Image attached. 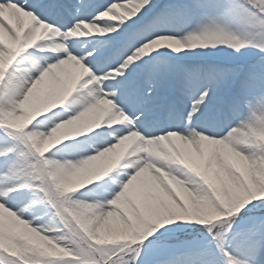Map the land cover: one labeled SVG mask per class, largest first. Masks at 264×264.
Wrapping results in <instances>:
<instances>
[{
    "label": "clouds",
    "instance_id": "9594fccd",
    "mask_svg": "<svg viewBox=\"0 0 264 264\" xmlns=\"http://www.w3.org/2000/svg\"><path fill=\"white\" fill-rule=\"evenodd\" d=\"M122 15V5H113L111 9L100 13L101 18L108 19H117ZM29 18L32 24L26 35L30 36L39 29L40 39L24 47L7 66L6 74L0 75V91H3L0 109L24 115L25 123L22 128L8 127L34 142L35 146L31 147L39 171L27 178L34 191L22 200L19 211H10L3 204H0V211L19 221L26 233L55 242L65 252L79 256L82 246L91 251L100 247V244L92 240L91 235L82 227L80 218L70 214L67 208L87 206L92 209L91 215L103 217L114 210L113 201L119 199L128 185L145 169L161 178V183L171 197L167 205L173 209L175 205L185 208L184 201L169 187L164 175L188 194L193 201L194 210L219 211L210 198L203 194L204 186L212 190L217 203L226 208L229 214L239 210V205L226 192V200L222 203L205 177L195 172L182 159L171 154L151 155L142 148L145 143H149L164 151L165 142L171 143L179 138L197 147L202 143L231 145L237 155L253 159L250 151H255V147L238 145L232 139L240 131L238 127L220 137L205 131H198L194 136L179 131L149 135L148 131L131 126L132 117L114 98L116 89L110 83L122 74L120 70L97 72L88 62L94 50L84 52L83 45L80 51L72 50L74 39L97 33L92 32L90 26L104 29L101 34L111 30L109 26L78 21L72 28L64 30L38 14L33 13ZM56 45H59L58 50H46ZM37 52L41 55H37ZM69 59L78 63L82 69L83 74L76 86L50 95L39 103H33L41 85ZM27 105H31L28 110ZM125 128L128 130L125 131ZM125 147L127 151L122 153L120 159L113 160L114 155L121 153ZM259 159H264V156ZM124 175L127 179L122 181V186L114 195L109 194L108 199H100L96 189L92 187L108 178ZM255 195L256 198L260 197L258 193ZM172 201H175V205ZM225 203L228 207H225ZM177 214L179 213L175 211L160 213L152 219L141 218L128 240L105 246L112 249L109 260H114L115 264H143L138 249L153 235L154 229L163 225L166 220L170 222L171 217ZM26 216L30 218H25ZM10 238L21 248H29L37 254L42 251L21 235ZM0 251L17 257L7 248H0ZM57 264H83V260L66 259ZM157 264L165 262L158 261Z\"/></svg>",
    "mask_w": 264,
    "mask_h": 264
},
{
    "label": "snow or ice",
    "instance_id": "6c2138e0",
    "mask_svg": "<svg viewBox=\"0 0 264 264\" xmlns=\"http://www.w3.org/2000/svg\"><path fill=\"white\" fill-rule=\"evenodd\" d=\"M113 5H122L123 15L117 19L101 18L100 13L111 9ZM197 6L206 10L204 22L185 35L165 32L160 28L162 17L180 10L161 9L156 15L149 16L155 7L152 0H105L102 4H95L93 0H80L77 7L87 12V15L76 16L74 23H64L46 14V9L65 7L57 0H0V24L15 34L13 24L35 13L64 30L72 28L78 21L109 26L111 30L106 33L111 35L74 39L72 50L80 51L81 45H83L82 51L84 52L94 50L88 62L97 72L107 73L114 69L120 70L122 74L110 82L116 89L114 98L127 112V108L120 102L121 95L127 94L136 102L141 103L143 106L140 109L128 113L132 117L131 126L147 131L143 128L142 122L148 118L152 100L170 82V76L161 75L153 68L147 74L150 81L148 86L142 91L138 85L132 86L128 77L134 69L145 63V54L163 47L180 52L185 48L194 49L197 45L209 43H226L232 45L235 50H240L246 43L256 42L257 46L264 51V0H197ZM257 37H259L258 41ZM162 40L175 41L176 46L171 47L167 44L154 46ZM36 54L41 55L39 52ZM238 75L237 69L220 65L189 70L188 78L182 79L179 84L181 91H186L191 87L195 88V94L185 118L186 123L183 126L163 129L161 132L179 131L194 136L198 131H205L213 136L222 137L234 127H238L240 131L247 132L251 136L253 129L264 127V77H261L259 84L256 85L245 76L241 80L238 91L227 95L226 88ZM213 100H217L220 104L217 115L237 117L235 123L219 119L215 123L210 122L207 126L198 123L201 118L210 121L213 119L211 115L205 116V109ZM242 109L247 110L246 115H241ZM148 134L156 133L148 131ZM253 143H256L254 138ZM250 155L253 160L264 156V144L256 143L255 151H250ZM0 158H3V165L0 166V204L10 211L17 212L22 202L21 196L26 198L34 191L25 175L30 163L35 161L34 152L24 134L0 124ZM222 167L223 172L217 175V180L224 191L239 205V210L229 214L226 208L217 203L212 190L204 186L203 194L210 198L219 210V215L208 223L196 221L202 226L201 231L207 239L183 264H264V195L256 198V192L249 186L244 175L232 164L222 162ZM125 179H127L126 175L108 178L92 187L96 189L100 199H108L110 196L106 193L114 195ZM229 182L232 185L231 191L228 190ZM256 184L257 191L264 192V181L257 180ZM130 187L131 184L124 193ZM117 201L118 199L114 200L113 204ZM156 211L158 215L172 213L176 210L167 204H162ZM250 214L254 216V219L246 221ZM173 221L194 220L171 219L170 222L163 223L170 227L163 228L159 233L160 236L195 227V225L185 223L173 224ZM158 228L154 229V233ZM157 239H159L158 236L151 240L148 239L147 244L138 249V253L143 255L145 249ZM111 251L112 249L107 247H97L91 251L85 247L81 249V255L85 257L83 264H115L114 260H109ZM0 259L4 261V264H23L19 258L11 257L2 251H0ZM169 264H177V262L170 261Z\"/></svg>",
    "mask_w": 264,
    "mask_h": 264
},
{
    "label": "rangeland",
    "instance_id": "374dc122",
    "mask_svg": "<svg viewBox=\"0 0 264 264\" xmlns=\"http://www.w3.org/2000/svg\"><path fill=\"white\" fill-rule=\"evenodd\" d=\"M152 3L155 5V7L153 8L152 12L149 13V16L156 15L161 9L180 10L174 11V14L164 16L160 19V28L165 32L185 35L187 33H191L197 28L199 24L204 22V14L206 10L200 9L197 6V0H152ZM49 9L45 11H48ZM24 20L21 21L22 26L24 25ZM22 26L20 27L23 28ZM164 26L167 28H164ZM29 28L30 27L26 28V30H23V38L26 36H35V33L31 34L30 36L26 35ZM256 39L258 41L259 37ZM146 55L147 56H144V60L150 61V64H147L144 67L147 68L148 71L155 68L161 75L170 76V82L166 84L165 87L158 93V95L160 94V96L164 97L165 99L171 97L167 103H176L174 100L175 93H177V95H180L181 93L174 87H179L180 81L182 79L186 80L188 78L189 70L191 69H204L214 65L229 66L237 69L239 75L236 79L229 83L228 87L226 88L227 95L228 93L233 94L238 91L241 80L245 76L249 77L251 82L256 85L259 84L260 78L264 77V51H262L257 46L256 42L246 43L239 51H236L230 44L209 43L207 45H197V47L194 49L186 48L185 54H180L175 50L166 51V53L164 51L156 52L153 50L151 53H147ZM149 57H153V59H149ZM64 66H66V64H64ZM60 73V69H58L52 76L60 77L61 81L65 80L63 77H61ZM147 74L145 76L141 75L140 80L142 81L144 79L143 82L135 84V86L138 85L140 87L141 91L145 87L144 83L149 84L150 82ZM43 87L47 90H54V84H52L49 80H46L40 88ZM171 90L172 96H170V94H166V92H171ZM190 90L194 95L195 88L191 87ZM9 91H12V89L9 88ZM2 96L3 91H0V98H2ZM46 98H48V96H46L44 93L42 95L40 92L33 103H39ZM127 100L128 102H126ZM120 102H122L125 107H127V104L132 106L135 111L138 110L141 105V103L136 102L132 98H124V95H121ZM188 103L191 105V99L188 100ZM30 107L31 105H27L26 110H28ZM219 109V102L217 100H213L208 108L205 109V115L206 113L212 112L213 110V118L223 116V114L217 115L218 113L216 111H219ZM246 113L247 110L242 109L241 115H246ZM185 118L186 116L181 114L179 119L180 126H183L186 123ZM229 119L232 123H235L237 117L232 116ZM24 123V115H18L15 112L0 109V124L19 129L24 126ZM176 126H178V124ZM167 127L169 126L167 125ZM245 133L251 138L250 141L252 143L254 138L256 143L264 144V127L253 129L251 136L247 132ZM256 143H253L254 147L256 146ZM30 144L35 146L34 142H30ZM158 151L159 150L155 149L153 151V155H156ZM191 157L193 160L201 162L203 173L200 175H203L206 181L211 186H213L217 198L221 199L222 203H224L226 200V196L224 195L225 191L217 180V175L223 172L222 162L232 164L233 167H235L241 172L242 175H244L246 181L253 191L260 195H264V192L257 191L256 184L257 180L264 181V172L258 175L255 169L251 168L252 165H248V159L246 157L239 156L236 153H221L217 156L210 155V157L209 155L206 156V154L200 157L198 153H195L191 155ZM202 160L204 161V165L202 164ZM255 161L256 164H261L262 167H264V159H257ZM49 163L51 164V162ZM2 165L3 158H0V166ZM37 171H39L38 162L32 161L27 172L25 173L26 178L31 177ZM53 179L55 180L56 177L54 176ZM165 181L173 191L180 195L181 199H184L185 205V208H182L181 212H178L179 214L173 215L171 219L194 220L181 222L173 221L172 223L191 224L195 225V227L167 233L163 236H160L159 233L163 228L170 227V225H161V227L149 237L150 240L156 236H158L159 239H157L151 246L145 249L142 255L143 264H157L158 261H164L165 264H169L170 261H176L177 264H183L185 260L191 258L192 253L196 250V248L200 244L206 242L207 239L205 234L201 231L202 226H200L196 221L208 223L211 220L216 219L219 215L214 210H194L192 199H190V201L186 200V198L189 197L188 194L182 191L180 186H177L176 188L172 187L173 183L170 182V180L165 179ZM231 188L232 185L229 182L228 190L231 191ZM145 192L150 195V200L145 198ZM145 192L140 191L138 186L132 185L128 191H126L115 203L114 210L111 212H118L120 216V223H117L116 228L111 230L114 231L115 234H113V232L110 233L109 230L106 231L102 228H99L98 233L93 234L91 225L88 223L89 220H87L85 217L84 221L80 220L82 227L87 233H89V235H91L92 240H95L100 244V247H105L110 244H117L128 240L131 233L137 229L141 218L152 219L157 216V211L154 207H157L158 199L155 195V192L147 190H145ZM24 199L25 197L21 196V200ZM225 207H228L227 203H225ZM86 209H88L87 206H82L79 208H67V211L72 215L78 216V211L86 212ZM185 209H187V212H185ZM25 218H30V216H26ZM252 219H254V216L250 214V216L246 218V221H251ZM165 222L169 221L166 220ZM88 225H90V227H88ZM13 235L23 236L24 238L28 239L31 244L35 245L42 251L37 254L29 248H21L10 238ZM98 236L103 237L100 239ZM145 244H147V241H145ZM0 248H7V250L17 256L23 262V264H57L58 261L66 259H85L83 255L78 256L75 253L69 254L65 252L55 242H49L31 233H26L24 231L23 225L15 220H10L8 215H5L4 211H0ZM84 248L85 247L83 246L81 247V249ZM0 264H4L2 259H0Z\"/></svg>",
    "mask_w": 264,
    "mask_h": 264
},
{
    "label": "bare ground",
    "instance_id": "6f19581e",
    "mask_svg": "<svg viewBox=\"0 0 264 264\" xmlns=\"http://www.w3.org/2000/svg\"><path fill=\"white\" fill-rule=\"evenodd\" d=\"M74 1V5L70 6V8L65 7V9L69 10L68 13V19L63 20L62 22L66 23L69 20L73 19L71 22L74 23L75 22V17L76 16H86L87 12L79 9L77 7V5L80 3V0H71V2ZM105 0H93V3L95 4H102L104 3ZM30 16H26L25 20H24V25H21V22L18 23H14L13 24V28H14V33L9 32L7 28H5L2 24H0V75H4L6 74V69L7 66L11 63L12 59L19 54V52L24 48L27 47L30 44H34L36 42V40L40 39V30L36 29L35 30V36H30V37H24L23 38V30H26V28L31 27L32 21L29 18ZM104 19H108V18H104ZM20 26H22L23 28H21ZM91 31L92 32H97L94 33L92 36L94 37H104V36H108L111 35L110 33H104L101 34V32L104 31V29L100 28L99 26H90ZM164 28H167L166 26H164ZM59 35V34H56ZM53 39H55V37H53ZM65 39H67V37H65ZM81 39V38H79ZM164 45L167 44L168 46L171 47H175L176 46V42L175 41H171V40H162L158 43V45H154V46H159V45ZM59 45L54 46L52 49H46V50H58ZM185 49H182L179 53L180 54H185ZM154 51H164L166 53V51H174L173 49H168L167 47H163L160 49H154ZM145 56H147L145 54ZM150 61L145 60V63L141 66H139L138 68L134 69L132 71V73L130 74V76L128 77L129 82L132 86H135V84H139V82H143L144 79L141 81L140 77H141V68L144 67L149 63ZM66 66H63L62 68H60V74L61 77H63V81L60 80V77H56V76H50L47 80H49L52 84H54V90H47L46 88H40L39 93L41 92V94L43 95L46 94V96H50L53 94H57V93H61L64 90L67 89L68 86L74 88L76 86V84L79 82L81 76H82V69L81 66L78 63H75L72 61V59H69V61L65 62ZM148 73V69L146 70L144 76ZM144 86H148L147 83H144ZM69 88V87H68ZM177 91H179L181 94L177 95V93H175V97L178 100H175L177 103V107L171 102V103H167L169 102L171 97H168V99H165L164 97L160 96V94L154 98L152 100L151 103V107H153L154 111H156L159 115H161V117L163 118L164 122L166 125L170 126H176L178 124L179 125V119L181 114H184L185 116L188 113V110L190 109V104L188 103V98L192 100L193 97V93L190 90V88L186 91H181V89L177 86L174 87ZM166 94H170V96H172V90L171 92H166ZM126 96L127 99H129V96L127 94H124ZM228 95H231L228 93ZM207 116H209V113L206 114ZM224 115V114H223ZM232 117L231 115H224V117H220L219 120H223L226 121L227 119L230 120L229 118ZM203 120V118H201L200 121H198V123H200L202 126H207V125H203L204 123H201ZM213 123V119L210 121L209 123ZM234 141L236 142H240V143H245L248 145H251L254 147V144L250 141V137L247 136V134L245 132L242 131H238V133L232 138ZM143 150L148 152L149 154L153 155V151L159 150L156 155H160V156H165L167 154H171V155H175L177 156V158H180L183 160L184 163L188 164L195 172H197L198 174L203 173V169L201 167V162H197L195 160L192 159L191 155L198 153V155H200V157H202L204 154L209 155H220L221 153H226V154H232L235 153V151L231 148V145H226V146H218V145H213L210 143H202L199 147L188 143V142H184L183 140L176 138L174 139L173 142L169 143V142H165L163 145L164 151H161L160 147L154 144H149V143H145L142 146ZM127 148L125 147L121 153H117L114 155L113 160H119L122 153L126 152ZM247 158V157H246ZM248 159V165H252L251 168H254L255 171L257 172V174H262L264 172V167H262L261 164H256V161L250 158ZM202 164L204 165V161L202 160ZM256 166V167H255ZM170 180V182H172V187H177L178 185L167 175H164V180ZM132 185H136L138 186V188L140 189V191L145 192V190L147 191H154L155 195L157 197V207H154L156 210L161 207L162 204H167V202L171 199L169 193L167 192V190L165 189V187L163 186V184L161 183V178L159 176H157L156 174H154L151 170L149 169H145L140 176L135 179L132 183ZM152 194V193H151ZM145 198L150 200V195L145 192ZM155 198V197H154ZM186 198V197H185ZM182 200L184 201V199L182 198ZM187 201H190V198L187 197L186 198ZM172 204L175 205V201H172ZM181 207L179 205H175V210L177 212H181ZM92 209L88 207V209H86V212H82V211H78V217L80 218L81 221H84L85 218H87V220H89L88 223H90L91 228H92V233L96 234L99 232V228L104 229L106 231H110V233L113 232V234H115L114 230L116 228L117 223H120L119 220V213L118 212H109L106 215H104L103 217L99 216V215H91ZM83 215V216H82ZM10 220H13L12 218H10V216H8ZM85 217V218H84ZM18 223H20L19 221H17ZM90 225H88V227H90ZM115 236V235H112ZM100 239H102L103 236H98Z\"/></svg>",
    "mask_w": 264,
    "mask_h": 264
}]
</instances>
